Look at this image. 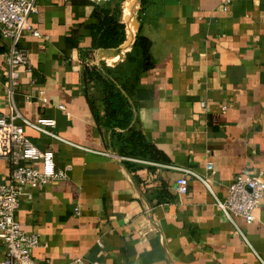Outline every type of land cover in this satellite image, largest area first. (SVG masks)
I'll return each mask as SVG.
<instances>
[{
  "label": "crops",
  "instance_id": "crops-1",
  "mask_svg": "<svg viewBox=\"0 0 264 264\" xmlns=\"http://www.w3.org/2000/svg\"><path fill=\"white\" fill-rule=\"evenodd\" d=\"M127 2L124 40L110 58L100 48L88 51L95 0H35L28 21L39 37L23 32L18 39L30 68L20 71L13 106L28 119H54L59 139L28 127L24 133L52 151L56 168L68 166L64 179L31 188L14 213L39 239L31 257L48 264L76 257L83 264H261L264 194L251 222L233 217L244 239L214 200L225 198L236 173L264 169V0H138L134 20L135 0ZM136 34L147 39V58L127 61ZM7 47L0 38V115L12 111L2 90ZM98 61L114 64L133 127L163 160L121 155L111 143L99 124V88L86 90L81 79V64ZM178 167L204 176L208 188L187 175L186 192L177 194ZM7 176L0 159V183Z\"/></svg>",
  "mask_w": 264,
  "mask_h": 264
},
{
  "label": "built area",
  "instance_id": "built-area-1",
  "mask_svg": "<svg viewBox=\"0 0 264 264\" xmlns=\"http://www.w3.org/2000/svg\"><path fill=\"white\" fill-rule=\"evenodd\" d=\"M35 10V0H0V38L8 40L7 51L2 58V90L12 109L10 114L0 115V159L8 165L7 179L0 183V264H48L33 260L31 250L40 244L39 239L35 233H28L20 228L14 213L22 197L31 199V188L52 180L64 179L68 170V166L56 168L52 151L38 149L24 133V127H28L40 134L59 139L52 130L55 126L54 119H28L14 108L11 100L13 89L19 83L21 69L29 71L30 68L26 51L17 45L18 39L23 32L39 37L37 30L28 21V16ZM58 108L62 109V106L58 105ZM205 169L212 172L210 162L205 163ZM177 170L180 172L174 186L177 194L186 192L187 175L198 179L208 188L204 176L189 168L178 167ZM263 194L264 169L252 174L236 173L226 187L225 198L215 199L214 203L233 224L235 232L244 239L234 224L233 217H240L246 223L251 222L253 211L258 207ZM73 212L79 215L77 206L73 207ZM96 243L101 246L98 240ZM65 264H83V261L76 257ZM89 264L101 263L92 261ZM261 264L264 262L261 261Z\"/></svg>",
  "mask_w": 264,
  "mask_h": 264
},
{
  "label": "trees",
  "instance_id": "trees-1",
  "mask_svg": "<svg viewBox=\"0 0 264 264\" xmlns=\"http://www.w3.org/2000/svg\"><path fill=\"white\" fill-rule=\"evenodd\" d=\"M139 1L142 3V0ZM110 2L93 3L91 15L96 23L91 33L88 51L97 48H116L124 40V26L119 20V4L116 3L113 7ZM147 45V39L136 34L124 59L132 61L131 58L138 54L141 59L146 60ZM110 71L111 69L102 62L98 66L81 64L84 88L87 90L88 85H97L101 94L102 115L99 117V124L108 131L111 143L119 154L125 156L148 154L151 158L163 160L159 151L145 142L141 133L133 127L130 103L122 92V85H117L119 83Z\"/></svg>",
  "mask_w": 264,
  "mask_h": 264
},
{
  "label": "rangeland",
  "instance_id": "rangeland-1",
  "mask_svg": "<svg viewBox=\"0 0 264 264\" xmlns=\"http://www.w3.org/2000/svg\"><path fill=\"white\" fill-rule=\"evenodd\" d=\"M95 1H97V2H99V3H101V2H105V1H111V2H110V5H113V7L116 5V3L119 4V10H120L119 20H120L121 13L123 12V6L127 7V6L125 5V0H95ZM137 1H138V0H135V4H134L133 10H132V15H131L132 20H134V17H135V15H136ZM124 20H125V24H126V26L128 27V26H129V19H128V20L124 19ZM127 27H126V30H127ZM133 39H134V37H133ZM129 47H130V46H129ZM114 49H115V48H114ZM101 62L104 63L103 61H98V63H101ZM114 62H115V61H114ZM108 63H109V64H105V63H104V65H105L106 67H109V68L114 67V66H113L114 64H112V62H108ZM98 65H99V64H98Z\"/></svg>",
  "mask_w": 264,
  "mask_h": 264
},
{
  "label": "water",
  "instance_id": "water-1",
  "mask_svg": "<svg viewBox=\"0 0 264 264\" xmlns=\"http://www.w3.org/2000/svg\"><path fill=\"white\" fill-rule=\"evenodd\" d=\"M125 5L129 6V2H127V0H125ZM115 50H116V48L115 49H111V48L100 49L99 50L100 57L110 58L114 55Z\"/></svg>",
  "mask_w": 264,
  "mask_h": 264
}]
</instances>
